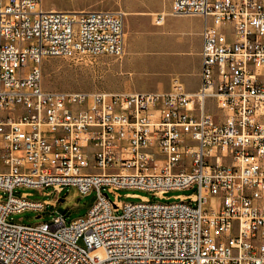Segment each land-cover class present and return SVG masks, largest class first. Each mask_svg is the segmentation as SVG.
I'll list each match as a JSON object with an SVG mask.
<instances>
[{"label":"built area","instance_id":"2783aa9c","mask_svg":"<svg viewBox=\"0 0 264 264\" xmlns=\"http://www.w3.org/2000/svg\"><path fill=\"white\" fill-rule=\"evenodd\" d=\"M170 12L204 18L198 90H47V57L123 56L125 12L0 0V264H264V0H171ZM70 185L96 191L84 216L8 219L57 203L15 188ZM191 187L169 202L117 192Z\"/></svg>","mask_w":264,"mask_h":264},{"label":"rangeland","instance_id":"374dc122","mask_svg":"<svg viewBox=\"0 0 264 264\" xmlns=\"http://www.w3.org/2000/svg\"><path fill=\"white\" fill-rule=\"evenodd\" d=\"M170 0H43V7L50 9L55 7L57 9H119L124 12L133 10L141 14L126 15L125 13V30L130 31L129 35L125 37L127 45L133 44V38L136 36V31L142 28L148 29L150 20L154 15L149 14L152 10H161L168 6ZM145 11V12H141ZM149 12V13H148ZM169 21L173 18L167 17ZM155 23V21H154ZM143 25V26H141ZM107 55H100L97 57H87L80 60L67 57H47L42 62L43 72V86L47 90H62V91H85L95 92L103 90L101 88L102 78L99 72H106ZM115 59V57H113ZM98 74V80H96ZM136 84L139 89L150 91L155 89V84L162 81L164 76L159 71L154 73L151 79H143L141 72L136 73ZM104 81V79H103ZM154 86V87H153ZM208 112L214 115L217 121L222 120V113L216 108L212 99L207 102ZM195 187L183 190H170L165 196L169 199H160L153 195L151 191L137 188H120L117 190L118 199L123 202H138L141 200L140 196H146L151 201H174L173 196L181 194H190L196 192ZM2 191L0 190V193ZM28 192L34 200H57L56 205L48 204L43 212L35 210H25L19 213L11 214L8 219L17 222L31 224L43 220H51L53 213L61 211L65 215L67 223L84 216L89 208L96 200V191L83 194L76 186H66L60 193L53 190V187H47L43 190L31 187H17L14 189L15 194ZM130 194H137L133 197ZM4 195H6L4 193ZM111 200L115 199V194L110 193ZM121 212V211H120ZM82 244V242H80Z\"/></svg>","mask_w":264,"mask_h":264},{"label":"crops","instance_id":"0c3cea01","mask_svg":"<svg viewBox=\"0 0 264 264\" xmlns=\"http://www.w3.org/2000/svg\"><path fill=\"white\" fill-rule=\"evenodd\" d=\"M170 5L171 0L166 8L148 12L152 15L165 13L162 24L154 23L155 18H152L148 29L142 28L141 34L140 30L136 31L133 44L130 43L129 46L125 40L123 56L107 58L106 72H99L102 78L101 88L104 91L164 92L171 90L176 81L180 82L186 91L198 90L201 83L204 18L198 15H173ZM126 13L141 14L133 10ZM168 16L173 20L169 21ZM130 31L125 30V37ZM158 71L164 78L155 84L156 87L153 86L155 89H139L136 73L141 72L143 79H151Z\"/></svg>","mask_w":264,"mask_h":264},{"label":"bare ground","instance_id":"6f19581e","mask_svg":"<svg viewBox=\"0 0 264 264\" xmlns=\"http://www.w3.org/2000/svg\"><path fill=\"white\" fill-rule=\"evenodd\" d=\"M142 12H144V11H142ZM126 14H129V13H126ZM134 14H136V13H134ZM155 15L156 14H154V16ZM141 26H143V25H141ZM107 214H109V216H117V209L115 207H107Z\"/></svg>","mask_w":264,"mask_h":264}]
</instances>
